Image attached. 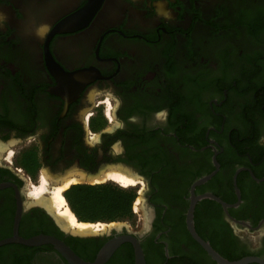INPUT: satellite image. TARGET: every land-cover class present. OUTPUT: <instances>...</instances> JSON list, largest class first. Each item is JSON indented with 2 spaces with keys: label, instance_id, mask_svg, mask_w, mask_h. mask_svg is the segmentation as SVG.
<instances>
[{
  "label": "flooded vegetation",
  "instance_id": "flooded-vegetation-1",
  "mask_svg": "<svg viewBox=\"0 0 264 264\" xmlns=\"http://www.w3.org/2000/svg\"><path fill=\"white\" fill-rule=\"evenodd\" d=\"M113 170L137 182L90 181ZM69 178L66 189L131 190L140 224L64 229L45 201ZM2 182L0 240L18 192V234L52 235L85 261L130 234L146 264H217L187 229L193 190L228 204L196 201L200 237L234 260H264V0H0ZM0 264L70 263L48 243H7ZM103 264H135L133 244Z\"/></svg>",
  "mask_w": 264,
  "mask_h": 264
},
{
  "label": "water",
  "instance_id": "water-1",
  "mask_svg": "<svg viewBox=\"0 0 264 264\" xmlns=\"http://www.w3.org/2000/svg\"><path fill=\"white\" fill-rule=\"evenodd\" d=\"M213 174V173H212ZM212 174L203 176L202 178L198 179L196 182H194L192 188L195 185H198L208 178L212 176ZM9 185H12L9 182H2L0 183V189L3 187H7ZM238 197L240 196L238 189H236ZM201 197H209L214 199L215 201L219 202L224 208L228 205L225 203L222 199L219 197L211 194V193H205L199 196L194 195L193 190L190 198V204L187 211V217H186V223H187V229L193 239L199 243L202 248L206 251V253L209 255V257L214 260L217 264H249V263H258V264H264V260L257 255H246L239 259L235 260H229L222 255H220L206 240H204L202 237H200L197 232L194 229L193 225V210L195 203L198 199ZM16 200H17V206L16 211L14 215V222H13V233L10 237L4 238L0 240V246L7 244V243H20L27 246H37L41 244H51L70 264H103L109 256L113 253V251L118 247V245L123 241H130L134 246V252H135V264H146L144 259V254L142 251V248L140 246V243L138 239H136L133 235L130 234H123L116 237H113L112 239L108 240L98 251L95 259L93 261H85L81 259L66 243H64L62 240L47 234H37L33 235L31 237H21L18 234V223L22 214V203L20 196L18 192H16ZM79 220V219H78ZM81 221V220H79ZM83 222H89V221H83ZM114 225L117 224L116 222H111ZM121 225L116 228L119 229ZM112 230V227L108 229V231Z\"/></svg>",
  "mask_w": 264,
  "mask_h": 264
},
{
  "label": "trees",
  "instance_id": "trees-1",
  "mask_svg": "<svg viewBox=\"0 0 264 264\" xmlns=\"http://www.w3.org/2000/svg\"><path fill=\"white\" fill-rule=\"evenodd\" d=\"M63 195L72 212L81 221H118L133 214L134 192L111 184L74 186L66 189ZM218 252L223 257L234 260L225 253Z\"/></svg>",
  "mask_w": 264,
  "mask_h": 264
},
{
  "label": "bare ground",
  "instance_id": "bare-ground-1",
  "mask_svg": "<svg viewBox=\"0 0 264 264\" xmlns=\"http://www.w3.org/2000/svg\"><path fill=\"white\" fill-rule=\"evenodd\" d=\"M93 177V176H92ZM97 177V176H96ZM95 179H91V182H102L106 179H113L119 183H121L123 186H131L135 185L137 182L136 179L128 174H125L121 171H110L107 172L103 176L98 175V177ZM47 176L45 174L42 175V182L43 185L39 188H36L30 192V196L37 198L40 200L42 196L44 195L45 191V184L47 183ZM74 178L66 179V181L62 182L61 184H58L54 186L51 190V194L46 199L45 203L46 206L55 213V217L57 222L67 230H70L74 233L79 234H85L90 232H100L104 229H107V226L114 225L113 223L106 224L104 222H83L79 221L75 214L72 212L70 207L68 206L66 199L63 196V190L70 184V182L75 181ZM54 215V214H53ZM101 229V230H100ZM100 230V231H98Z\"/></svg>",
  "mask_w": 264,
  "mask_h": 264
},
{
  "label": "rangeland",
  "instance_id": "rangeland-1",
  "mask_svg": "<svg viewBox=\"0 0 264 264\" xmlns=\"http://www.w3.org/2000/svg\"><path fill=\"white\" fill-rule=\"evenodd\" d=\"M116 182V181H115ZM118 183V182H117ZM120 184V183H119ZM43 185V182L41 181V184H40V186H42ZM40 186H33V188H31L30 189V191L28 192V195L30 196V192L32 191V190H34V189H36V188H39ZM131 186H133V185H131ZM45 188H46V184H45V186H44ZM123 187H129V186H123ZM67 188V187H66ZM65 188V189H66ZM64 189V190H65ZM124 189H126V188H124ZM52 190V189H51ZM63 190V191H64ZM45 191H46V189H45ZM45 191H44V193H45ZM43 193V194H44ZM50 194H51V191H50ZM49 194V195H50ZM31 198H33V199H35V197H32V196H30ZM43 197V196H42ZM49 197V196H48ZM35 200H37V199H35ZM139 201V197L136 199V203ZM136 203H135V201L133 202V214H132V216L129 218V220L128 221H125V224L127 225V226H129L128 228L130 229V230H135L136 228H137V225L138 224H140L139 223V221H138V215H137V213L135 212L136 211V208L138 207L137 205H136ZM101 230V229H100ZM100 230H98V231H100Z\"/></svg>",
  "mask_w": 264,
  "mask_h": 264
},
{
  "label": "snow or ice",
  "instance_id": "snow-or-ice-1",
  "mask_svg": "<svg viewBox=\"0 0 264 264\" xmlns=\"http://www.w3.org/2000/svg\"><path fill=\"white\" fill-rule=\"evenodd\" d=\"M43 31V30H42Z\"/></svg>",
  "mask_w": 264,
  "mask_h": 264
}]
</instances>
